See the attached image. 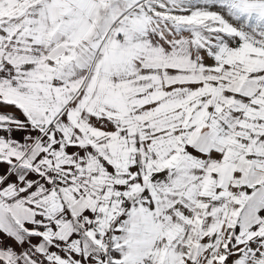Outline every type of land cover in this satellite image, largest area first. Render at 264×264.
<instances>
[{"label":"snow or ice","instance_id":"1","mask_svg":"<svg viewBox=\"0 0 264 264\" xmlns=\"http://www.w3.org/2000/svg\"><path fill=\"white\" fill-rule=\"evenodd\" d=\"M0 264H264V0H0Z\"/></svg>","mask_w":264,"mask_h":264}]
</instances>
